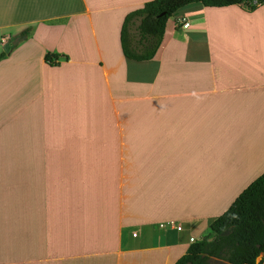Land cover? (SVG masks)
I'll list each match as a JSON object with an SVG mask.
<instances>
[{"label":"crops","instance_id":"obj_1","mask_svg":"<svg viewBox=\"0 0 264 264\" xmlns=\"http://www.w3.org/2000/svg\"><path fill=\"white\" fill-rule=\"evenodd\" d=\"M149 1L0 0V264H174L264 173V3L127 59Z\"/></svg>","mask_w":264,"mask_h":264},{"label":"trees","instance_id":"obj_2","mask_svg":"<svg viewBox=\"0 0 264 264\" xmlns=\"http://www.w3.org/2000/svg\"><path fill=\"white\" fill-rule=\"evenodd\" d=\"M256 1L257 4H253ZM264 0H152L129 12L122 23L120 44L123 55L130 60L144 61L154 57L164 35L167 20L180 9L191 5L226 7L240 5L255 10ZM28 36V30L17 40ZM6 55L0 53V60ZM45 61L51 63L50 55ZM212 235L189 245L174 264H261L264 255V173L237 197L229 208L210 224Z\"/></svg>","mask_w":264,"mask_h":264},{"label":"built area","instance_id":"obj_3","mask_svg":"<svg viewBox=\"0 0 264 264\" xmlns=\"http://www.w3.org/2000/svg\"><path fill=\"white\" fill-rule=\"evenodd\" d=\"M253 4H257L256 1H253ZM189 25V23L186 21L184 22L183 20L180 22V26L181 28H187V26ZM176 229H180L179 227H177ZM192 240V239H191Z\"/></svg>","mask_w":264,"mask_h":264},{"label":"rangeland","instance_id":"obj_4","mask_svg":"<svg viewBox=\"0 0 264 264\" xmlns=\"http://www.w3.org/2000/svg\"><path fill=\"white\" fill-rule=\"evenodd\" d=\"M211 263H213V264H219V263H221V261H220V260H217V259H214V258H212V259H211Z\"/></svg>","mask_w":264,"mask_h":264},{"label":"water","instance_id":"obj_5","mask_svg":"<svg viewBox=\"0 0 264 264\" xmlns=\"http://www.w3.org/2000/svg\"><path fill=\"white\" fill-rule=\"evenodd\" d=\"M7 47V46H6Z\"/></svg>","mask_w":264,"mask_h":264}]
</instances>
